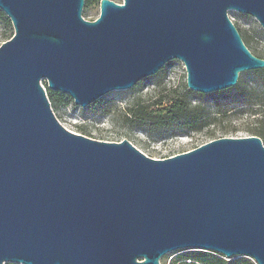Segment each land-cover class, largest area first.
<instances>
[{
    "label": "water",
    "instance_id": "water-1",
    "mask_svg": "<svg viewBox=\"0 0 264 264\" xmlns=\"http://www.w3.org/2000/svg\"><path fill=\"white\" fill-rule=\"evenodd\" d=\"M0 0V264H160L178 249L264 264V144L221 137L167 158L56 118L43 82L86 108L179 60L209 94L264 68L228 16L264 0Z\"/></svg>",
    "mask_w": 264,
    "mask_h": 264
},
{
    "label": "rangeland",
    "instance_id": "rangeland-1",
    "mask_svg": "<svg viewBox=\"0 0 264 264\" xmlns=\"http://www.w3.org/2000/svg\"><path fill=\"white\" fill-rule=\"evenodd\" d=\"M112 1L122 3V0ZM98 15L99 0H84L82 17L94 20ZM228 16L251 53L264 59V29L257 20L235 10L228 11ZM10 30L13 31L12 25L8 26L0 19V44L8 40ZM253 71L241 72L238 81L254 86L257 78L252 74ZM185 78L183 63L177 59L171 60L157 73L139 81L134 87L111 91L102 96V101L99 103V110H102V113L94 115L86 110L87 107L81 108L73 102L65 106H56L53 112L58 121L74 133L109 142H120L126 139L145 155L157 159L192 150L221 137H246L260 134L264 139V107L255 103H240L230 99L227 94L190 96L189 101L192 105H198L205 121L201 130L184 132L176 127L174 130L169 128L165 131L164 128L154 127L151 124L138 127L135 123L137 119L134 117L136 109L147 105L156 108L155 102L158 101L166 106L172 98L188 90ZM256 88L260 98L264 96V87L257 85ZM198 251L205 252L209 256L222 257L225 260H245L249 264H256L249 257L225 258L217 252L191 248L168 252L159 259V263L184 264L181 262L185 260L190 262L186 264H203L187 259Z\"/></svg>",
    "mask_w": 264,
    "mask_h": 264
},
{
    "label": "trees",
    "instance_id": "trees-1",
    "mask_svg": "<svg viewBox=\"0 0 264 264\" xmlns=\"http://www.w3.org/2000/svg\"><path fill=\"white\" fill-rule=\"evenodd\" d=\"M0 19L4 21L8 26L12 25L9 18L1 10ZM13 33L14 30H10V34L8 35L7 39H9L13 35ZM252 74L257 78L255 83L253 84L254 86L245 84L242 81H237L234 86L215 92L214 94H201L193 92L191 90H185L182 95H177L176 97L172 98L171 102L166 106H163L161 101L155 102V104H157L156 108H152L149 105L139 106L136 109L134 115V117L137 119L135 123L138 127H143L145 124H151L154 127L164 128L165 131H167L169 128H172L174 130L176 127L179 130H183L184 132L201 130L205 125V121L203 115L199 111L198 105H192L189 101L191 95L212 96L227 94L230 99L236 100L240 103H255L260 104L264 107V96H261L260 98V94L256 93L257 85L264 87V68L254 70ZM43 86L46 89L47 97L49 99L52 110L56 106H65L73 102L68 95L62 94L61 92L49 90L46 82H43ZM101 101L102 97L88 105L86 110L94 115L102 113V110H99V103ZM257 101H260V103H257ZM257 136L261 138L264 144V139H262L261 135L257 134ZM187 259H189L190 261H198L203 264H249L245 260H225L222 257L209 256V254H206L202 251L195 252V255L187 257ZM181 263L186 264L190 262L182 260Z\"/></svg>",
    "mask_w": 264,
    "mask_h": 264
}]
</instances>
